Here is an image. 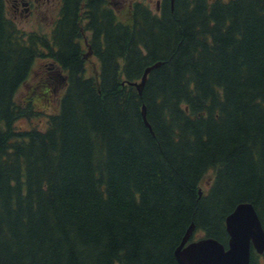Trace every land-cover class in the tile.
<instances>
[{
	"label": "trees",
	"instance_id": "obj_1",
	"mask_svg": "<svg viewBox=\"0 0 264 264\" xmlns=\"http://www.w3.org/2000/svg\"><path fill=\"white\" fill-rule=\"evenodd\" d=\"M80 1L50 39L0 3V264H178L191 224L227 246L243 202L264 227V0L134 3L126 20L87 0L85 24ZM41 57L66 79L52 113L16 100ZM32 117L45 127H17Z\"/></svg>",
	"mask_w": 264,
	"mask_h": 264
},
{
	"label": "water",
	"instance_id": "obj_2",
	"mask_svg": "<svg viewBox=\"0 0 264 264\" xmlns=\"http://www.w3.org/2000/svg\"><path fill=\"white\" fill-rule=\"evenodd\" d=\"M160 64L157 62L144 69L140 83L135 84L139 92L147 74ZM143 117L145 119L144 107ZM225 229L228 234L227 247L211 237L189 241L194 231L191 224L174 250L178 264H249L251 247L257 253L264 252V227L252 204L239 203L226 216Z\"/></svg>",
	"mask_w": 264,
	"mask_h": 264
},
{
	"label": "flooded vegetation",
	"instance_id": "obj_3",
	"mask_svg": "<svg viewBox=\"0 0 264 264\" xmlns=\"http://www.w3.org/2000/svg\"><path fill=\"white\" fill-rule=\"evenodd\" d=\"M87 0H81L78 13L81 15L80 22L85 24L88 22L87 17ZM101 3L103 10L113 13L121 12V10H131L134 3H142L148 6L154 12H160L164 0H96ZM1 8L4 16L13 22L17 28L22 31L37 32L44 34L48 39L51 38V31L54 30L60 19V13L64 7L65 0H0ZM171 5V0H169ZM153 5V6H152ZM53 12V13H52ZM28 27V28H23ZM53 68L56 83L57 77L63 75L56 67ZM51 70V69H49ZM59 75V76H58Z\"/></svg>",
	"mask_w": 264,
	"mask_h": 264
},
{
	"label": "rangeland",
	"instance_id": "obj_4",
	"mask_svg": "<svg viewBox=\"0 0 264 264\" xmlns=\"http://www.w3.org/2000/svg\"><path fill=\"white\" fill-rule=\"evenodd\" d=\"M153 6V5H152ZM53 13V12H52ZM121 17L125 20L128 18L129 10H121ZM118 13V14H120ZM23 28H28L24 27ZM87 74L92 73V69L94 70L97 65V60L91 56H87ZM49 62L44 57H41L34 63L32 72L30 73L28 79L21 87L18 89L16 94L17 101H27L31 100L34 104H36L37 108L43 109V111H47L49 113L56 112L58 110L57 104L58 100L56 98H60V95L64 92L65 83L60 77H57V86L54 83V76L58 74V72L54 73L53 68H50ZM51 69V70H49ZM59 70V69H58ZM60 73V72H59ZM59 76V75H58ZM56 77V76H55ZM53 98L49 105V99ZM31 122H28V121ZM29 120L21 119L17 122V127L19 128H27L29 126L36 127H45V118L43 117H32ZM214 171H209L203 178L200 183L201 190L206 191L211 183V177ZM201 193H203L201 191ZM200 233L195 232V238L200 237ZM257 254L256 259H258V264H264V253Z\"/></svg>",
	"mask_w": 264,
	"mask_h": 264
}]
</instances>
